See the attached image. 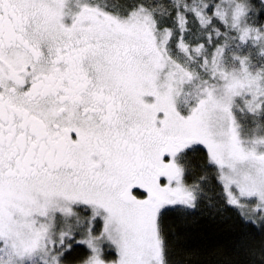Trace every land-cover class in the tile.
Instances as JSON below:
<instances>
[{
  "label": "snow or ice",
  "instance_id": "snow-or-ice-1",
  "mask_svg": "<svg viewBox=\"0 0 264 264\" xmlns=\"http://www.w3.org/2000/svg\"><path fill=\"white\" fill-rule=\"evenodd\" d=\"M210 178L264 229V0H0V264H168Z\"/></svg>",
  "mask_w": 264,
  "mask_h": 264
},
{
  "label": "trees",
  "instance_id": "trees-1",
  "mask_svg": "<svg viewBox=\"0 0 264 264\" xmlns=\"http://www.w3.org/2000/svg\"><path fill=\"white\" fill-rule=\"evenodd\" d=\"M204 156L203 150L189 154L194 175L205 174ZM208 187L211 198L220 190L211 178ZM213 204L200 202L194 211L168 207L161 212L168 264H264V229L244 222L223 199ZM87 251L82 245L74 246L65 264H80ZM106 252L109 249L105 248V259L114 258Z\"/></svg>",
  "mask_w": 264,
  "mask_h": 264
},
{
  "label": "rangeland",
  "instance_id": "rangeland-1",
  "mask_svg": "<svg viewBox=\"0 0 264 264\" xmlns=\"http://www.w3.org/2000/svg\"><path fill=\"white\" fill-rule=\"evenodd\" d=\"M220 193V190L219 191H217V193L216 192H214V194H213V196H212V198L211 199H203V200H201V201H199L198 202V204H197V206L200 204V202H204V203H206L207 204V206H209V205H214L213 203H214V200L216 201V202H218L219 200H221V199H223V197L219 194ZM208 196L210 197V195L208 194ZM224 200V199H223ZM171 208H173V207H171ZM179 209V210H183V211H194V209H184V208H180V207H175L174 209ZM196 209V208H195ZM164 210V209H163ZM162 210V211H163ZM240 215V214H239ZM95 234H99V232H96ZM80 237L78 236L77 237V239H79ZM83 246V245H82ZM83 247H85L86 248V246H83ZM102 247L104 248V251H105V248L106 249H108V247H107V245L106 244H104V245H102ZM87 249V248H86ZM112 252L113 254H114V250H110L109 249V252ZM88 252V251H87ZM88 255H89V252H88ZM106 255L108 256V252H106ZM108 260H111V259H108Z\"/></svg>",
  "mask_w": 264,
  "mask_h": 264
}]
</instances>
